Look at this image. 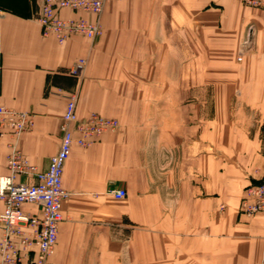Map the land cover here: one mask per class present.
Segmentation results:
<instances>
[{
    "label": "crops",
    "instance_id": "crops-1",
    "mask_svg": "<svg viewBox=\"0 0 264 264\" xmlns=\"http://www.w3.org/2000/svg\"><path fill=\"white\" fill-rule=\"evenodd\" d=\"M40 9L41 0H0V105L34 118L17 149L47 169L72 92L80 119L120 123L73 146L46 264H264V213L241 212L246 188L264 183V10L244 0H115L99 16L61 11L103 33L59 44L43 35ZM12 142L0 134V175Z\"/></svg>",
    "mask_w": 264,
    "mask_h": 264
},
{
    "label": "built area",
    "instance_id": "built-area-1",
    "mask_svg": "<svg viewBox=\"0 0 264 264\" xmlns=\"http://www.w3.org/2000/svg\"><path fill=\"white\" fill-rule=\"evenodd\" d=\"M115 0H41L37 21L45 37L53 36L59 44L73 37L94 40L103 33L100 22H90L83 17L63 18L61 11L86 12L99 16L108 2ZM248 7L264 10V0H244ZM240 60V59H239ZM86 60L79 59L70 74L79 77ZM78 94L67 95L61 122V144L52 156L46 170L32 165L17 149L21 134L29 129L34 118L31 114L0 105V134L11 136L12 151L7 155L9 173L0 175V264H46L54 252L63 221V204L69 193L63 186V174L73 146L92 145L102 135L116 131L117 119L91 114L80 119L77 113ZM27 177L33 183H19L18 177ZM116 198H125L124 189L110 191ZM34 205L39 212L25 211ZM241 212L247 215L264 213V183L246 188L241 202Z\"/></svg>",
    "mask_w": 264,
    "mask_h": 264
}]
</instances>
